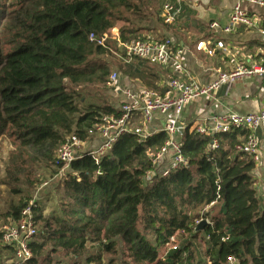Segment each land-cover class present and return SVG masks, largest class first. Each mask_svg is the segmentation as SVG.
I'll use <instances>...</instances> for the list:
<instances>
[{
  "label": "trees",
  "instance_id": "16d2710c",
  "mask_svg": "<svg viewBox=\"0 0 264 264\" xmlns=\"http://www.w3.org/2000/svg\"><path fill=\"white\" fill-rule=\"evenodd\" d=\"M5 1L0 4V140H10L24 155L53 154L70 135L86 139L103 116L118 117L109 105L86 104L78 90L108 82L110 65L100 58L111 48L119 51L109 37L102 45L98 41L129 18L149 25L159 21L158 11H150L156 0ZM141 29H121L120 37L148 40L138 35ZM90 34L95 41L88 40ZM119 60L127 77L156 90L158 67L142 62V69L133 65L137 60ZM247 135L233 129L201 136L185 128L186 165L149 182L144 177L152 170L150 156L166 141L163 132L142 142L123 135L98 162L87 157L71 163L62 183V216L44 219L34 209L36 225L44 224L30 245L28 264H62L53 256L73 257L68 264H78L88 245L99 252L87 264H101L103 255H121L126 264H202L197 240L209 264H228L229 257L237 264H264V207L254 164L235 151ZM24 207H11L6 218L17 220ZM201 218L209 223L194 233ZM0 264H7L1 256Z\"/></svg>",
  "mask_w": 264,
  "mask_h": 264
},
{
  "label": "built area",
  "instance_id": "2783aa9c",
  "mask_svg": "<svg viewBox=\"0 0 264 264\" xmlns=\"http://www.w3.org/2000/svg\"><path fill=\"white\" fill-rule=\"evenodd\" d=\"M160 1L159 17L162 24L167 27L174 26L182 15L185 0ZM197 1L204 3L211 0ZM233 2L227 23L223 26L217 22L209 24L208 30L212 36L196 43V52L213 57L217 50L224 51L225 45L220 36L230 35L238 27L255 31L264 38L259 18L255 17L257 14H251V7L264 12V0ZM106 37L117 39L119 52H113L116 57L126 61H141L169 71L172 75L163 80L161 89L120 88L118 93L121 102L116 109L119 111L118 117L103 116L88 131L86 139L80 140L77 136L70 135L61 144L55 158V165L60 167V173L69 172L71 163L87 157L98 162L123 135L133 134L139 141H144L152 134L148 125L158 116L163 118L160 132L165 133L166 141L159 151L150 156L152 170L146 173L144 182H149L153 177L165 178L179 166L186 165L181 155V138L185 128L180 124V115L184 109L197 99L208 97L222 87L229 88L245 79L264 78V60L257 63L242 62L228 72L219 73L210 83L202 85L189 77L183 60L184 48L174 38L161 41L132 39L123 43L119 39L117 28H112L103 35L98 44L102 45ZM88 40L95 41V35L90 34ZM117 81V74L111 73L108 84L114 86ZM136 121L140 124H136ZM233 129L248 132L245 141L235 146V151L253 162L254 171H264V110L245 115L230 113L212 116L204 126H197L192 130L198 135L206 136L226 134ZM210 148H216L215 141ZM34 208L32 204L25 205L17 220L9 219L0 229V246L12 253L14 264H28L32 258L30 245L39 234L34 221ZM205 221L209 223L208 220ZM227 263L237 264L233 257H229Z\"/></svg>",
  "mask_w": 264,
  "mask_h": 264
},
{
  "label": "crops",
  "instance_id": "0c3cea01",
  "mask_svg": "<svg viewBox=\"0 0 264 264\" xmlns=\"http://www.w3.org/2000/svg\"><path fill=\"white\" fill-rule=\"evenodd\" d=\"M233 3V0H211L204 3L197 0H185L182 15L174 26L167 27L162 24L161 20L156 21V27H151L147 30L149 33L143 34L142 37L151 41L174 38L184 48L183 60L189 77L202 85L208 84L219 73L232 70L238 63H257L264 60V38L255 31L242 27H238L230 35L220 36L225 50H217L213 57H207L195 51L196 43L211 38L212 35L208 30L209 24L217 22L223 26L227 23ZM160 8L161 2L158 17ZM254 14H257L255 17L259 18V26L264 30V12L258 11ZM171 75L169 71L158 67L153 76V87L161 89L163 80ZM124 87L146 89L140 82L128 83ZM117 94L121 100V96ZM261 110H264V78L245 79L229 88L222 87L210 96L199 98L189 104L180 115V124L192 130L197 126H204L212 116L230 113L245 115ZM162 120L163 118L157 116L148 125V130L152 134L160 132ZM252 176L255 180L260 207H264V171L255 170ZM0 249H2L1 246ZM1 254H6V256H1ZM0 256L2 262L14 264L13 256L8 250L2 249Z\"/></svg>",
  "mask_w": 264,
  "mask_h": 264
},
{
  "label": "rangeland",
  "instance_id": "374dc122",
  "mask_svg": "<svg viewBox=\"0 0 264 264\" xmlns=\"http://www.w3.org/2000/svg\"><path fill=\"white\" fill-rule=\"evenodd\" d=\"M133 1L136 3L139 0ZM160 2V0L152 2L150 6V11L152 13L158 11ZM2 3H6V1L0 0V4ZM153 19L155 20L156 16H153ZM129 21L130 22L128 23H117L114 27L117 28L119 39L123 43L132 40V38H129L128 41L122 40L120 37L121 29L135 30L137 27H140L142 29L138 32V35L142 36L143 34H148L149 31L147 30H149L151 27H156L157 25L156 20L151 24V26L146 23H139L136 19L132 18H129ZM110 40L111 47H114V49L119 51L117 48V39L111 37ZM111 49V53H108L106 56H103L100 59L104 63H108L110 65V72L117 74L118 81L114 86L108 84L107 82L104 85H90L79 89L78 93L86 104H106L118 109L121 102L117 94V91H119L118 89L124 87L128 83L137 84L139 82L136 79L127 77L121 70H119V67L122 63L120 62L119 57H116L113 54V52H115L113 48ZM134 64H138V67L142 69L145 66L142 62L138 61H134L133 65ZM126 66L128 67L129 65ZM58 151L59 149L53 154L41 155L36 152H31L28 155H24L14 148L13 143L10 140L6 138L0 140V229L9 220V218H6V214L9 212L11 207H17L20 205V203H23L24 205H34L40 210V213L44 219L52 220L56 217L58 218L62 216V183L66 177V174H68V171L60 173V167L55 165V158ZM43 224V220L37 223L39 233L42 231ZM194 245H196L197 248V260L201 261L202 264H209L208 260L202 257L204 254L203 244L197 240L194 242ZM98 252V246L88 245L84 253L78 257L77 263L86 264V259L92 255L98 254ZM2 255L6 256V254H1V256ZM59 257L53 256L51 259H54L55 261L59 260L62 264H68L69 261L73 260V257L69 259ZM109 260H111V263H109ZM126 263L129 262L126 261V259L121 255H103L101 264Z\"/></svg>",
  "mask_w": 264,
  "mask_h": 264
},
{
  "label": "water",
  "instance_id": "95a60500",
  "mask_svg": "<svg viewBox=\"0 0 264 264\" xmlns=\"http://www.w3.org/2000/svg\"><path fill=\"white\" fill-rule=\"evenodd\" d=\"M207 224L208 223L205 220L198 222V224L194 228V233H199V232L203 231L205 225H207Z\"/></svg>",
  "mask_w": 264,
  "mask_h": 264
}]
</instances>
